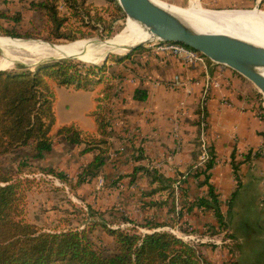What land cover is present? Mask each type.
<instances>
[{
  "label": "rangeland",
  "instance_id": "rangeland-1",
  "mask_svg": "<svg viewBox=\"0 0 264 264\" xmlns=\"http://www.w3.org/2000/svg\"><path fill=\"white\" fill-rule=\"evenodd\" d=\"M30 1L34 0H0V10L9 16V18L0 19V36L2 38L43 42L50 46L51 43L59 46L76 40H86L98 45L120 33L126 27L128 20L121 7L120 9L116 7L119 6L117 0L113 2L88 0L92 4L102 2L103 7L96 8L90 3H85L84 7L80 9V21L72 17V10L64 0H57L59 15L67 18L65 28L62 30L75 32L77 38L75 40L55 39L49 34L47 28L49 22L44 11L33 8ZM158 1L181 8L201 6L203 9L207 8L197 0ZM212 10L264 12V4L248 8H214ZM14 16H18V21L13 19ZM86 23H88L87 26ZM4 28L18 32L22 37L4 35ZM78 30L87 34L80 36ZM92 51L90 50L94 54L96 50ZM125 54H128V51H125L124 54L108 53L105 60L92 62L78 58L45 57L39 55L37 50L4 53L0 49V68L8 65V69L5 70L10 72L27 69L34 71L37 67L56 61L72 62L77 68L91 72L94 77L104 76L102 78L103 86L105 84L112 86L111 94H113L115 93L113 89L118 88V83L107 81V79L115 76L118 58ZM205 60L208 59L205 57ZM237 74L241 78L238 85L242 87L240 91L243 92V99L264 123V93H261L245 77ZM51 81L49 80V82ZM55 90L59 120L66 121L77 117L81 118L83 122H89L82 114L91 104L88 90L76 92L64 85L56 86ZM107 102L109 100L102 101L101 106L110 108ZM200 110L204 113L203 108L200 107ZM183 111L185 114V107ZM111 114L110 108L107 113L109 122L112 121ZM175 114H177L175 115L176 120L184 116V114L176 112ZM205 114L197 117L199 122L202 119L204 121L203 127L200 126V138L204 139L205 155L203 157L201 155V158L195 160L200 164L196 167L190 165L191 167L182 173L176 172L172 182L157 179L153 186L149 184V179L154 177L153 170H158L156 167L151 171L141 172L137 182H133L132 185L127 181L117 185L115 182L117 179H115L114 185L102 184L96 188L95 184H91V182L89 185L83 186L82 183L86 181L77 183V175L72 179L62 171H57L48 165L45 166L38 158L33 157L30 145L16 148L0 156V168L12 174L13 180L20 183V189L24 195L20 218L36 224L45 231L58 232L68 229L84 231L94 248L102 254H110L115 251L114 237L108 232V228H118L143 235L154 231L147 228L145 224L157 223L162 226L154 228L155 230L175 234L193 245L201 256L212 264H264V144L256 149L254 154L247 152L234 155L235 164L233 166L236 171L231 166V173L235 189L238 190L233 201L229 202L230 199L221 200L223 221L219 225L212 210L204 211L195 204L198 197L206 195L204 190L202 192V190L195 189L196 183L192 178L194 172H198L199 168L202 170L210 158L211 146L208 145L207 137H205L207 126L204 120ZM174 126L176 127L177 124ZM201 143L200 140L199 144ZM212 157L215 159L216 155ZM216 162L214 161V163ZM220 162L218 161L216 164ZM189 181L191 182L188 183ZM151 182H153L152 179ZM192 182L194 184L191 186ZM117 187L120 189L118 190ZM94 191L102 193L96 194L92 198Z\"/></svg>",
  "mask_w": 264,
  "mask_h": 264
},
{
  "label": "crops",
  "instance_id": "crops-1",
  "mask_svg": "<svg viewBox=\"0 0 264 264\" xmlns=\"http://www.w3.org/2000/svg\"><path fill=\"white\" fill-rule=\"evenodd\" d=\"M197 1L207 7L205 9L211 8L209 10L239 9L264 4V0ZM85 3H90L96 8L103 7L102 2L92 4L86 0ZM117 65L115 76L107 79L118 83V88L113 89L115 93L109 99L112 121L108 126L106 158L97 174L82 183V186L89 185V182L95 184L96 188L102 184L110 186L114 185L115 179L117 185L126 181L132 185L137 182L141 172L151 171L155 167L158 170L153 172L173 179L176 172L182 173L191 167L190 165L196 167L200 163L195 160L201 158L202 154L199 141L204 142V139L200 138L197 119V110L201 107L206 113L205 137L216 155L214 161H221L219 164L214 163L206 173L209 174L208 181L214 192L218 194L220 209L223 212L221 200L230 199L235 190L230 163L232 153L254 154L264 143L261 135L264 123L243 99V92L240 91L242 87L238 85L241 78L237 76V72L209 59L188 67L177 57L159 52L148 45L131 50L123 59L118 60ZM175 76L184 81L185 87L174 88L169 85ZM49 83L55 95L58 84L54 81ZM103 85L102 81L86 89L66 86L76 92H90L91 104L82 112L89 122H83L77 117L66 121L59 120L54 99L55 123L50 131L51 149L38 158L41 163L74 179L93 159L97 149L82 152L85 143H69L63 137L57 136L56 131L62 125H74L84 134L97 137L95 111L98 105L105 101ZM180 102H184L186 111L184 116L177 120L175 127L173 122ZM139 166L146 170L139 169L134 173V168ZM204 168L195 171L192 178L196 183L195 189L207 193V185L199 184L205 178ZM151 179L150 177L149 184L153 186L156 181L152 179L151 182ZM193 184L192 182L191 186ZM101 193L94 191L92 198ZM199 209L212 210L203 206Z\"/></svg>",
  "mask_w": 264,
  "mask_h": 264
},
{
  "label": "trees",
  "instance_id": "trees-1",
  "mask_svg": "<svg viewBox=\"0 0 264 264\" xmlns=\"http://www.w3.org/2000/svg\"><path fill=\"white\" fill-rule=\"evenodd\" d=\"M56 1L34 0L29 3L33 8L44 11L49 22L47 28L52 38L75 40L77 38L75 32L62 30L65 28L67 18L59 15ZM64 2L72 10V17L80 21V9L84 7L86 0H64ZM116 7L120 9V6ZM86 14L88 15L89 12L87 11ZM5 18H9L8 14L0 10V19ZM13 19L18 21V16H14ZM85 25L87 26L88 23ZM4 29V35L22 37L18 32ZM78 31L80 36L87 34ZM102 78L104 76L94 77L88 70L84 71L72 62L65 61L45 64L34 71L0 70V156L16 148L30 145L33 157L41 158L44 152L51 149L50 131L55 123L53 110L55 95L49 80L58 85H73L77 89H86L102 82ZM112 88L105 84L104 100L110 99ZM109 110L110 108L99 104L95 111L97 137L84 134L74 125H62L56 131L57 136L63 137L69 143H85L82 152L97 149L93 159L78 173L77 183L95 176L105 161L108 150ZM199 110L200 108L199 116H204ZM202 121L203 119L198 121L200 126ZM261 135L264 140V130ZM209 152L210 158L203 170L205 178L199 183L207 185V196L198 197L195 204L212 209L218 224L221 225L223 214L217 194L208 181L209 174L206 173L214 164L212 157L214 151L210 148ZM234 161V153H232L231 166L236 171L233 166ZM139 169L146 170L143 166H139L134 168V173ZM153 174V181L157 179L173 181L157 172ZM19 184L18 181L13 180L12 174L0 168V264H212L203 258L193 245L175 234L155 230L154 228L162 226L157 223L145 224L154 231L143 235L118 228H108L115 241V251L110 254H102L96 250L84 231L42 230L36 224L20 218L24 195ZM237 190L231 193L229 202L234 200Z\"/></svg>",
  "mask_w": 264,
  "mask_h": 264
},
{
  "label": "bare ground",
  "instance_id": "bare-ground-1",
  "mask_svg": "<svg viewBox=\"0 0 264 264\" xmlns=\"http://www.w3.org/2000/svg\"><path fill=\"white\" fill-rule=\"evenodd\" d=\"M153 1L198 32L226 34L264 47V12L257 10L212 11L201 7L181 8L158 0ZM153 38L155 37L147 28L128 18L126 27L106 42L104 41L103 44L97 45L86 40H76L65 45L50 46L43 42L0 36V49L4 53L37 50L39 55L45 57L78 58L97 62L102 61L108 53L124 54L132 46L145 43ZM90 50L96 51L93 54ZM8 67V65L1 66L4 70ZM259 70L264 75V67H260Z\"/></svg>",
  "mask_w": 264,
  "mask_h": 264
},
{
  "label": "water",
  "instance_id": "water-1",
  "mask_svg": "<svg viewBox=\"0 0 264 264\" xmlns=\"http://www.w3.org/2000/svg\"><path fill=\"white\" fill-rule=\"evenodd\" d=\"M117 2L127 17L147 28L154 39L180 42L198 51L207 59L236 71L264 93V75L259 70L260 67H264L263 46L226 34L198 32L153 0H117ZM51 45L56 44L51 43ZM142 45L144 43L132 46L127 51L130 52ZM0 70L4 69L0 68Z\"/></svg>",
  "mask_w": 264,
  "mask_h": 264
},
{
  "label": "built area",
  "instance_id": "built-area-1",
  "mask_svg": "<svg viewBox=\"0 0 264 264\" xmlns=\"http://www.w3.org/2000/svg\"><path fill=\"white\" fill-rule=\"evenodd\" d=\"M144 45L152 46L157 51L163 53H169L175 57H177L185 66L193 67L199 62H203L205 57L199 53L198 51L180 43V42H173V41H164L160 39H153L149 40L148 42L144 43ZM170 86L177 88V87H185L184 81L181 80L178 76H175L173 80L169 83ZM216 85V84H215ZM185 104L184 102H180V106L176 113L184 114ZM177 115V114H176ZM174 124H177V120L174 119ZM204 121L201 122V126L203 127ZM205 143L202 141L201 143V150H202V157L205 155ZM101 182V181H100Z\"/></svg>",
  "mask_w": 264,
  "mask_h": 264
}]
</instances>
